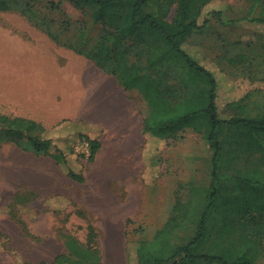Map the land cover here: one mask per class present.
Wrapping results in <instances>:
<instances>
[{"label":"rangeland","instance_id":"obj_1","mask_svg":"<svg viewBox=\"0 0 264 264\" xmlns=\"http://www.w3.org/2000/svg\"><path fill=\"white\" fill-rule=\"evenodd\" d=\"M72 1L6 0L10 9L0 11V87L6 88L0 90L5 94L0 115L36 118L9 107L10 82L15 87L24 85L27 67L30 81L38 67L42 70L45 66L48 71L67 65L85 70L94 81L100 78L114 83L92 62L65 47L79 39L74 34L80 24H72L68 32L55 28L65 46L49 39L42 27L33 26L32 19L41 16L52 19L57 26L60 21L83 22L86 12L77 10ZM50 4L58 5L59 10L52 11ZM244 5L245 0L211 2L203 11L209 25L185 46L188 54L214 72L218 112L226 116L234 113L228 104L243 99L249 112L264 104V63L257 61L264 57V25L226 23ZM175 9V4L168 6V20ZM218 11L224 14L220 22L212 17ZM95 36L92 31L91 38ZM158 49L150 40L134 49L133 56L138 57L135 60L145 73L159 76L162 85L188 88L179 77L180 70L170 64L154 71L148 69L147 62ZM239 51L256 61L242 68L231 66L227 58ZM132 96H127V107L129 112L133 106V114L124 117L134 125L131 131L116 128L104 136L99 127L81 123V132L91 134L90 138L96 136L99 142L102 139L104 144L92 162L87 160L89 152L81 150L75 129L53 130L69 121L55 127L36 121L60 148L64 168L50 158H37L11 144L0 147V264H52L56 257L67 254L68 237L85 243L88 225L95 230L101 264H136L134 241L150 239L164 227L176 202L186 205L189 213L174 230L173 241L180 245L192 236L194 221L211 184L212 151L192 129L181 131L175 141L144 138L140 122L146 105L136 94ZM219 141L224 151L217 198L200 253L241 252L250 245L252 264H264V228L259 222L264 216V199L258 198L261 188L264 193V133L251 135L223 128ZM154 157H159L160 164L150 167L149 160ZM65 168L81 174L83 182L69 179ZM256 181L263 185L257 186Z\"/></svg>","mask_w":264,"mask_h":264},{"label":"trees","instance_id":"obj_2","mask_svg":"<svg viewBox=\"0 0 264 264\" xmlns=\"http://www.w3.org/2000/svg\"><path fill=\"white\" fill-rule=\"evenodd\" d=\"M214 1L217 0H73L71 3L77 10L86 12L83 22L60 21L57 26L45 16L32 21L27 19L34 21L32 24L38 29L42 27L53 42L64 46L65 42H60L55 28L68 32L72 24H80L74 34L79 39L65 47L111 76L128 97L132 98L134 93L143 100L146 105L141 126L144 138L175 141L181 131L192 129L202 136L212 151L211 184L205 191L202 209L194 221L192 236L180 245L173 241L174 230L189 213L186 205L176 202L164 227L155 231L150 239L138 238L134 241L136 264H252L250 245L241 252L200 253L207 237L209 214L215 206L218 192L216 184L224 151L219 141L220 131L231 128L251 135L264 133V104L249 112L243 99L228 104L227 108L232 109L233 114H219L218 84L214 72L185 50L193 36L203 32L209 25L208 15L204 17L203 11ZM171 4H175L176 9L172 19L168 20L167 8ZM7 5L6 0H0V11L10 9ZM50 8L52 11L59 10L58 5L50 4ZM223 15L222 11H218L212 17L220 22ZM239 22L264 25V0H245L242 9L226 21L230 24ZM48 24L50 29L47 28ZM92 31L96 32L94 39L91 38ZM150 40L159 49L148 60V69L154 71L170 64L180 70L179 77L183 83H188V88L166 87L159 76L144 72L135 60L138 57L133 54L134 49L147 45ZM260 60L264 63V57L257 59ZM227 61L235 68H242L250 66L256 59L239 51L229 56ZM69 127L77 131L79 143L88 145L87 160L92 162L101 148L99 140L96 136L90 138L91 134L81 132L84 127L81 123L64 122L53 130L56 132ZM48 132L34 120L0 115V147L11 144L37 158H50L64 168L65 157ZM158 164L159 157L149 160L150 167ZM65 169L64 173L69 179L83 182L81 174ZM256 182L257 186L263 185L260 181ZM259 193L258 198L264 199L262 188ZM259 222L264 228V216H260ZM95 239V230L92 225H88L85 243L68 237L65 243L67 254L56 257L52 264H101Z\"/></svg>","mask_w":264,"mask_h":264},{"label":"crops","instance_id":"obj_3","mask_svg":"<svg viewBox=\"0 0 264 264\" xmlns=\"http://www.w3.org/2000/svg\"><path fill=\"white\" fill-rule=\"evenodd\" d=\"M41 69L37 68L34 79L30 81L27 67L24 85L15 87L10 82L9 107L25 115H36L31 119L44 122L49 127H55L62 121L80 122L99 127L104 136L116 128L125 131L134 128L132 122L124 121V117L133 114V106L128 112L127 95L115 80L112 84L98 80L100 78L94 81L85 70L67 65H57L48 71L45 66ZM5 89L0 87V90ZM4 96L0 93V107L4 106ZM140 124L141 132L142 121ZM100 144L104 146L102 139Z\"/></svg>","mask_w":264,"mask_h":264},{"label":"built area","instance_id":"obj_4","mask_svg":"<svg viewBox=\"0 0 264 264\" xmlns=\"http://www.w3.org/2000/svg\"><path fill=\"white\" fill-rule=\"evenodd\" d=\"M80 148L82 151L85 150V151L89 152V148H88V145L86 143H82Z\"/></svg>","mask_w":264,"mask_h":264},{"label":"bare ground","instance_id":"obj_5","mask_svg":"<svg viewBox=\"0 0 264 264\" xmlns=\"http://www.w3.org/2000/svg\"><path fill=\"white\" fill-rule=\"evenodd\" d=\"M107 162V161H106ZM106 164V163H105ZM86 192V191H85Z\"/></svg>","mask_w":264,"mask_h":264}]
</instances>
